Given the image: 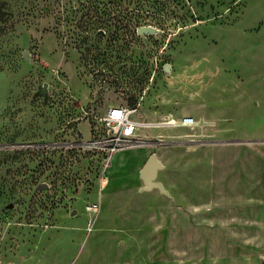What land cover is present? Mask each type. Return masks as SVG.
Wrapping results in <instances>:
<instances>
[{"label": "rangeland", "instance_id": "rangeland-1", "mask_svg": "<svg viewBox=\"0 0 264 264\" xmlns=\"http://www.w3.org/2000/svg\"><path fill=\"white\" fill-rule=\"evenodd\" d=\"M0 7V264L126 261L141 245L138 231L126 232L128 222L139 230L140 169L152 152L162 165L156 181L199 190L159 208L179 231L154 233L151 248L168 242L185 261L207 248L264 264V0ZM140 25L157 32L139 34ZM113 104L136 106L137 120L194 124L143 128L155 145L117 152L88 230L98 157L84 141Z\"/></svg>", "mask_w": 264, "mask_h": 264}, {"label": "crops", "instance_id": "crops-1", "mask_svg": "<svg viewBox=\"0 0 264 264\" xmlns=\"http://www.w3.org/2000/svg\"><path fill=\"white\" fill-rule=\"evenodd\" d=\"M150 122H155V121H150ZM159 135L160 134H157V136ZM144 148L146 147H139L138 149L144 150ZM108 181H109V177H108ZM157 182L160 183L162 189L158 187L147 188L144 186L143 189L144 191L142 196H145V200H143L141 204L142 210L139 216V230H132V227L128 226L129 219L131 220L130 223L132 225L134 218L127 219L128 222L127 232H126L127 236L133 235V233H136L138 231L141 239V245L137 246L139 247L138 250H134L133 252L132 249L127 250L126 261L115 262L111 264H259L258 259L255 258L254 255H244V254L212 255L207 251V248L202 255H199L198 257H194L185 261L184 259L174 257L173 243H171L170 246L168 242L160 249H158V251L155 252L154 251L155 249H152L150 246L151 245L150 240L152 239L153 237L152 235L154 233L161 234L162 237L164 236V240H166L169 238L172 239L174 234L179 231L177 225L178 223H176V219L174 217H167V219L163 221L162 212L159 211L160 210L159 208L163 205L167 206L168 208L172 207L173 200H180L179 197L181 191L188 192V191L199 190V189L196 190L195 187L192 188L190 186L182 187L178 183L176 184L167 183L166 181H163L161 179H158ZM207 191L210 192V189H207ZM159 199H161V201L164 200L163 201L164 203L162 204ZM152 208H155L154 215H151V212L153 213V211L152 210L150 211V209ZM166 254H168V256L163 257ZM152 255H154V257H152Z\"/></svg>", "mask_w": 264, "mask_h": 264}, {"label": "built area", "instance_id": "built-area-1", "mask_svg": "<svg viewBox=\"0 0 264 264\" xmlns=\"http://www.w3.org/2000/svg\"><path fill=\"white\" fill-rule=\"evenodd\" d=\"M136 110V106L110 105L100 117L98 134L84 141L85 147L94 151L98 157L97 197L85 205L88 214V230L99 214L101 193L108 184L106 171L111 165L113 156L120 151L155 145L154 139L149 140L139 135V131L143 128L192 126L194 124V119L191 116H183L179 120L167 118L155 122L137 120L133 117Z\"/></svg>", "mask_w": 264, "mask_h": 264}, {"label": "water", "instance_id": "water-1", "mask_svg": "<svg viewBox=\"0 0 264 264\" xmlns=\"http://www.w3.org/2000/svg\"><path fill=\"white\" fill-rule=\"evenodd\" d=\"M136 31L139 34H155L157 32V29L151 25H140L136 28ZM169 67V63H165L163 69L168 70ZM44 87H46V83H44ZM161 167V162L158 160L156 153H150L140 169V177L143 180L145 187H158L162 189L160 183L155 180L157 171Z\"/></svg>", "mask_w": 264, "mask_h": 264}, {"label": "trees", "instance_id": "trees-1", "mask_svg": "<svg viewBox=\"0 0 264 264\" xmlns=\"http://www.w3.org/2000/svg\"><path fill=\"white\" fill-rule=\"evenodd\" d=\"M4 18H5V12L0 7V21L4 20Z\"/></svg>", "mask_w": 264, "mask_h": 264}]
</instances>
